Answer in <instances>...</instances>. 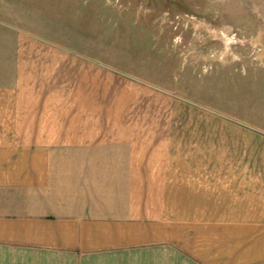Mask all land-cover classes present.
<instances>
[{"label":"crops","instance_id":"0c3cea01","mask_svg":"<svg viewBox=\"0 0 264 264\" xmlns=\"http://www.w3.org/2000/svg\"><path fill=\"white\" fill-rule=\"evenodd\" d=\"M28 5L0 0V20L30 19L16 16ZM12 35L0 44V264H264V111L178 93L205 84L193 66L163 88L148 67Z\"/></svg>","mask_w":264,"mask_h":264},{"label":"rangeland","instance_id":"374dc122","mask_svg":"<svg viewBox=\"0 0 264 264\" xmlns=\"http://www.w3.org/2000/svg\"><path fill=\"white\" fill-rule=\"evenodd\" d=\"M26 1L32 6L16 16L30 19L0 20L1 45L12 43L20 27L128 73L148 67L163 88H172L163 77L183 83L184 67L193 66L190 79L205 84L179 85L178 93L219 110L236 103L238 116L264 111V65L233 64L264 61V0ZM7 59H1V74Z\"/></svg>","mask_w":264,"mask_h":264}]
</instances>
